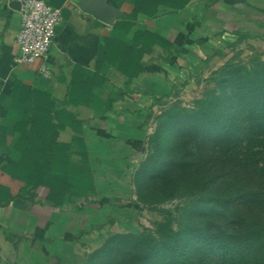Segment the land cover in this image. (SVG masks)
<instances>
[{
  "label": "rangeland",
  "instance_id": "rangeland-1",
  "mask_svg": "<svg viewBox=\"0 0 264 264\" xmlns=\"http://www.w3.org/2000/svg\"><path fill=\"white\" fill-rule=\"evenodd\" d=\"M175 13L167 20L168 39L141 56L137 77L127 82L115 65L103 66L87 110L58 109L70 201L52 207L45 203L51 184L33 191L26 185L17 210L13 201L3 218L0 206V264H135L150 243L146 234L163 221L153 206L174 211L187 199H165L170 188L194 186L201 169L200 157L185 155L197 146L177 122L179 111L211 90L218 95L225 86L216 74L226 65L247 69L264 62V0H187ZM73 118L82 120L77 130L70 127ZM228 183L224 177L205 191H224ZM214 206L223 220L235 209ZM211 212L192 203L182 216L188 230L181 244L190 257L205 254L200 234Z\"/></svg>",
  "mask_w": 264,
  "mask_h": 264
},
{
  "label": "trees",
  "instance_id": "trees-1",
  "mask_svg": "<svg viewBox=\"0 0 264 264\" xmlns=\"http://www.w3.org/2000/svg\"><path fill=\"white\" fill-rule=\"evenodd\" d=\"M44 1L55 7L64 2ZM120 1L124 9L100 37L94 72L84 76L82 67L75 65L63 98L54 97L51 88L40 80L13 81L6 116L14 121L15 135L8 161L0 166V206L8 207L26 185L33 191L51 184L45 203L52 207L60 208L70 201L72 184L65 177L69 168L68 144L58 139L59 132L65 129L57 122L58 109L90 104L95 75L103 66L115 65L127 82L143 72L141 56L167 40L169 33L150 29L142 18L173 14L187 0ZM216 78L222 89H228L227 95L224 97L225 88L218 95L211 90L196 100L194 107L182 108L177 117L197 146V153L190 149L185 155L200 157L201 169L193 178L194 186L185 184L167 191L165 199L187 198L174 211L153 206L163 214V221L146 234L150 243L139 252L135 264H145L147 260L150 264H264V62L247 69L226 65ZM121 96L118 93L113 100ZM81 123L73 118L70 127L77 130ZM209 148L211 154L207 155ZM224 177L229 181L228 188L207 194L206 188L213 182H222ZM192 203L212 211L208 218L211 223L205 226L207 234L204 230L200 234L203 245H199L205 254L196 258L188 256L181 244L188 230L182 216ZM216 203L235 208L228 219L223 220L222 213L214 210ZM236 243V249L231 250Z\"/></svg>",
  "mask_w": 264,
  "mask_h": 264
},
{
  "label": "crops",
  "instance_id": "crops-1",
  "mask_svg": "<svg viewBox=\"0 0 264 264\" xmlns=\"http://www.w3.org/2000/svg\"><path fill=\"white\" fill-rule=\"evenodd\" d=\"M15 1L0 0V166L8 161L10 142L15 135L14 121L6 116L11 102L9 93L13 81L16 78H21L26 83L40 80L51 88L54 97L63 98L75 65L82 67L84 76L92 75L100 37L112 26L81 11L78 3L82 0H64L60 7L63 20L56 28L55 37L46 57L52 70V76L45 79L37 72L39 62L31 65L16 66L14 64L13 59L17 53L15 35L20 28V12L19 7L14 4ZM109 4L117 9L118 15L124 9L120 0H109ZM128 9L129 7L125 8L126 11ZM169 16L142 18V21L150 29L166 31ZM72 106L76 107V105H69L67 108ZM77 106L80 111L88 109L87 105L77 104ZM65 132L67 133V131ZM60 141L65 140L60 138ZM18 203L19 200L15 199L12 211L17 210ZM8 207H5L7 213L5 212L3 218L10 214Z\"/></svg>",
  "mask_w": 264,
  "mask_h": 264
},
{
  "label": "built area",
  "instance_id": "built-area-1",
  "mask_svg": "<svg viewBox=\"0 0 264 264\" xmlns=\"http://www.w3.org/2000/svg\"><path fill=\"white\" fill-rule=\"evenodd\" d=\"M19 3L20 28L15 35L17 53L14 64L31 65L39 62L38 74L49 79L52 70L46 57L63 20L62 9L44 0H16Z\"/></svg>",
  "mask_w": 264,
  "mask_h": 264
},
{
  "label": "water",
  "instance_id": "water-1",
  "mask_svg": "<svg viewBox=\"0 0 264 264\" xmlns=\"http://www.w3.org/2000/svg\"><path fill=\"white\" fill-rule=\"evenodd\" d=\"M14 4L19 7L17 1ZM78 7L106 25H113L117 19L118 11L109 4V0H82L78 3Z\"/></svg>",
  "mask_w": 264,
  "mask_h": 264
}]
</instances>
